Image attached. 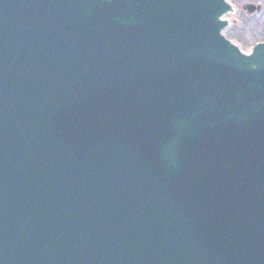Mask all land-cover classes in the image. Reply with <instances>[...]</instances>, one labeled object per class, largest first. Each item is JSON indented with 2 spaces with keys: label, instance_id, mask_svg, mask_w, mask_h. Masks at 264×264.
Wrapping results in <instances>:
<instances>
[{
  "label": "water",
  "instance_id": "1",
  "mask_svg": "<svg viewBox=\"0 0 264 264\" xmlns=\"http://www.w3.org/2000/svg\"><path fill=\"white\" fill-rule=\"evenodd\" d=\"M237 12L0 0V264H264V41Z\"/></svg>",
  "mask_w": 264,
  "mask_h": 264
},
{
  "label": "trees",
  "instance_id": "2",
  "mask_svg": "<svg viewBox=\"0 0 264 264\" xmlns=\"http://www.w3.org/2000/svg\"><path fill=\"white\" fill-rule=\"evenodd\" d=\"M234 1L239 7L249 2H256L262 6V10L254 15H248L244 10L240 12L238 22L228 31V34L234 38L236 37L245 49L258 41L264 40V0Z\"/></svg>",
  "mask_w": 264,
  "mask_h": 264
},
{
  "label": "rangeland",
  "instance_id": "3",
  "mask_svg": "<svg viewBox=\"0 0 264 264\" xmlns=\"http://www.w3.org/2000/svg\"><path fill=\"white\" fill-rule=\"evenodd\" d=\"M236 7H238V11H239V13L240 12H243V6H241V7H239V6H237V4H236ZM242 10V11H241ZM244 12H245V10H244ZM238 13V12H237ZM237 14H235V15H230V16H228L229 18H231V20H232V22H233V20H234V17L236 16ZM232 25V24H231ZM227 34H228V32H227ZM232 36H230V38H231ZM232 38H234V37H232ZM236 38V37H235ZM254 45V44H253Z\"/></svg>",
  "mask_w": 264,
  "mask_h": 264
}]
</instances>
